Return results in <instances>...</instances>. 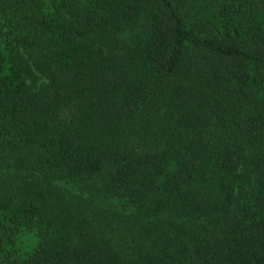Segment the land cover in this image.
<instances>
[{
    "label": "trees",
    "instance_id": "trees-1",
    "mask_svg": "<svg viewBox=\"0 0 264 264\" xmlns=\"http://www.w3.org/2000/svg\"><path fill=\"white\" fill-rule=\"evenodd\" d=\"M0 264H264V0H0Z\"/></svg>",
    "mask_w": 264,
    "mask_h": 264
},
{
    "label": "rangeland",
    "instance_id": "rangeland-1",
    "mask_svg": "<svg viewBox=\"0 0 264 264\" xmlns=\"http://www.w3.org/2000/svg\"><path fill=\"white\" fill-rule=\"evenodd\" d=\"M28 83L30 84L31 88L35 91H41V90H46L48 81L42 77L41 75L37 74L34 72L32 75H30L28 78ZM76 189L72 190V193L75 192Z\"/></svg>",
    "mask_w": 264,
    "mask_h": 264
}]
</instances>
